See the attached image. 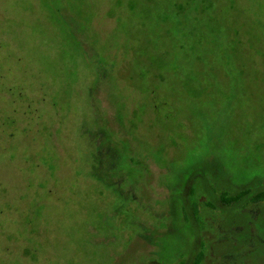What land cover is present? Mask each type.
Wrapping results in <instances>:
<instances>
[{
  "label": "rangeland",
  "instance_id": "1",
  "mask_svg": "<svg viewBox=\"0 0 264 264\" xmlns=\"http://www.w3.org/2000/svg\"><path fill=\"white\" fill-rule=\"evenodd\" d=\"M264 0H0V264H264Z\"/></svg>",
  "mask_w": 264,
  "mask_h": 264
},
{
  "label": "trees",
  "instance_id": "2",
  "mask_svg": "<svg viewBox=\"0 0 264 264\" xmlns=\"http://www.w3.org/2000/svg\"><path fill=\"white\" fill-rule=\"evenodd\" d=\"M219 203L224 208H239L247 204L262 203L264 205V189L243 188L235 193L223 191L219 195ZM205 252L201 246L193 256L190 264H204Z\"/></svg>",
  "mask_w": 264,
  "mask_h": 264
}]
</instances>
